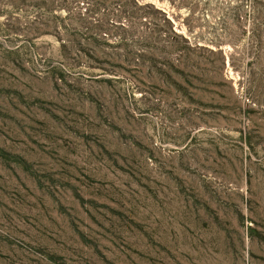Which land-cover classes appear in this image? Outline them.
<instances>
[{
  "label": "rangeland",
  "instance_id": "374dc122",
  "mask_svg": "<svg viewBox=\"0 0 264 264\" xmlns=\"http://www.w3.org/2000/svg\"><path fill=\"white\" fill-rule=\"evenodd\" d=\"M0 264H264V0H0Z\"/></svg>",
  "mask_w": 264,
  "mask_h": 264
}]
</instances>
